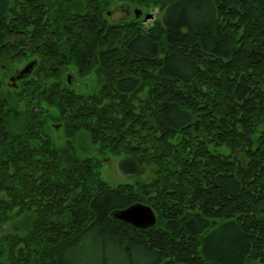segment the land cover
Instances as JSON below:
<instances>
[{"label": "trees", "instance_id": "1", "mask_svg": "<svg viewBox=\"0 0 264 264\" xmlns=\"http://www.w3.org/2000/svg\"><path fill=\"white\" fill-rule=\"evenodd\" d=\"M121 1L162 18L145 29L88 0H0V64L35 61L14 87L0 67V264H75L93 232L139 264H260L264 0ZM71 67L94 73L91 92L67 83ZM87 138L153 178L110 187L77 154ZM134 203L153 228L114 217Z\"/></svg>", "mask_w": 264, "mask_h": 264}, {"label": "rangeland", "instance_id": "2", "mask_svg": "<svg viewBox=\"0 0 264 264\" xmlns=\"http://www.w3.org/2000/svg\"><path fill=\"white\" fill-rule=\"evenodd\" d=\"M121 4H125L123 9L120 8H112L110 9V14H108V10H104V17L109 24H118L122 22L129 21V4L133 8V13L135 15V11L139 10L138 16L136 19L139 20L141 25L146 29L151 27L157 21H160L163 15V12L159 5L152 4L151 8L147 7L148 5H140L138 3H134L132 1H121ZM143 9L148 10L147 13H143ZM151 9H154L151 11ZM33 61V60H31ZM30 62V61H29ZM26 63H20L17 68H23ZM24 65V66H23ZM23 66V67H22ZM70 78L71 80H75V83L70 85L78 92H91L93 90V86L96 82V77L94 73H87L85 75H81L78 72L76 67L70 68ZM2 74L0 73V76ZM84 81V82H81ZM8 82V80H7ZM6 84L8 85V83ZM73 82V81H72ZM81 82V83H80ZM2 84V82L0 81ZM5 86L2 84L0 89H4ZM264 130V124H263ZM258 131L253 135L254 141L256 140V136ZM51 135L55 139L57 144L63 142L64 137L62 135V128H52ZM225 150V149H219ZM77 154L80 157H96L101 160V166L99 169V174L101 179L106 182L110 187H115L120 183H128V184H137L138 182H148L154 176V164H144L143 170L140 173L134 172H123L119 167L120 160L124 157L123 154L115 155L107 152H99L98 146L90 141V139H86L82 144H78L77 146ZM10 225L4 224L2 229L6 231L9 229ZM97 234L93 232L88 240H85L83 245L80 248L76 249L73 254H71V258H73L75 264H139L140 261L136 258V256H130L128 254H124L123 249L118 244L117 241L96 236ZM119 256V257H118ZM70 258V259H71ZM77 261H75V259ZM105 258V262L104 259ZM114 258V259H112ZM260 264H264V261H261Z\"/></svg>", "mask_w": 264, "mask_h": 264}, {"label": "water", "instance_id": "3", "mask_svg": "<svg viewBox=\"0 0 264 264\" xmlns=\"http://www.w3.org/2000/svg\"><path fill=\"white\" fill-rule=\"evenodd\" d=\"M35 61L28 62L23 68H21L15 75L9 78L12 86H16L17 80L27 77L34 67ZM70 75H67L68 82L70 81ZM115 216L126 222L131 223L135 226H153L156 221L153 209L143 203H134L128 207L118 211Z\"/></svg>", "mask_w": 264, "mask_h": 264}, {"label": "flooded vegetation", "instance_id": "4", "mask_svg": "<svg viewBox=\"0 0 264 264\" xmlns=\"http://www.w3.org/2000/svg\"><path fill=\"white\" fill-rule=\"evenodd\" d=\"M53 2H55V4H58L59 2H62V3H65L64 2V0H52ZM88 1H90V3L89 4H91L92 6L91 7H98V8H103L104 10H108V14H110L111 12H110V9H112V8H120V9H123V6L125 5V4H121L120 3V1L119 0H88ZM113 10V9H112ZM154 9H151V11H153ZM148 12V10H145V9H143V13H147ZM136 19V16H134V13H133V8H132V6L129 4V20H135ZM139 19V18H138ZM24 65H26V64H24ZM23 65V66H24ZM22 66V67H23ZM0 67L3 69V70H5V72H6V74L5 75H7V80H8V84L9 85H11V82L9 81V78L11 77V76H13V75H15L20 69H21V67L20 68H17L16 67V69L15 70H11L9 67H6L5 65H3V64H0ZM70 71L71 70H68L67 72H66V74H65V79H66V81H67V83L69 84V85H72L73 86V84L75 83V80H71V78L69 79L70 81L68 82V80H67V75L68 74H70ZM0 73H1V71H0ZM0 78H1V76H0ZM18 80H20V79H18ZM17 80V81H18ZM73 81V82H72ZM81 82H84V81H82L81 80ZM80 82V83H81ZM0 86H2V84L0 83ZM12 86V85H11ZM14 87V86H13Z\"/></svg>", "mask_w": 264, "mask_h": 264}, {"label": "bare ground", "instance_id": "5", "mask_svg": "<svg viewBox=\"0 0 264 264\" xmlns=\"http://www.w3.org/2000/svg\"><path fill=\"white\" fill-rule=\"evenodd\" d=\"M138 14H139V10H136L135 11V15L136 16H138ZM33 69V68H32ZM22 79V78H21ZM144 204V203H143ZM148 205V204H147ZM151 207V206H150ZM152 208V207H151ZM153 209V208H152ZM120 211V210H119ZM118 212V211H117ZM116 212V213H117ZM153 212H154V215H155V217H156V221H155V224L153 225V226H141V227H138V226H135V225H133V224H131V223H126V222H124V221H122V222H124V223H126L127 225H129V226H131L132 228H134V229H138V230H141V231H146V230H148V229H151V228H153L155 225H156V223H157V220H158V217H157V214H156V212L153 210ZM116 213H114V217H116L115 216V214ZM117 218V217H116ZM118 219V218H117ZM120 220V219H119ZM139 232V231H138Z\"/></svg>", "mask_w": 264, "mask_h": 264}]
</instances>
